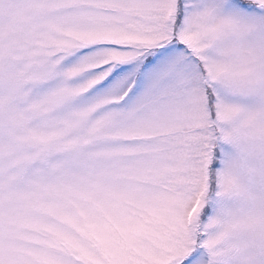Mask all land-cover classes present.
Segmentation results:
<instances>
[{
	"label": "rangeland",
	"instance_id": "374dc122",
	"mask_svg": "<svg viewBox=\"0 0 264 264\" xmlns=\"http://www.w3.org/2000/svg\"><path fill=\"white\" fill-rule=\"evenodd\" d=\"M247 1L0 0V264H264Z\"/></svg>",
	"mask_w": 264,
	"mask_h": 264
}]
</instances>
